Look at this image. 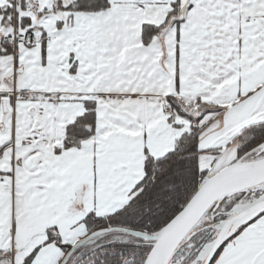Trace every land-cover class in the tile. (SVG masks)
Masks as SVG:
<instances>
[{
  "label": "snow or ice",
  "instance_id": "snow-or-ice-1",
  "mask_svg": "<svg viewBox=\"0 0 264 264\" xmlns=\"http://www.w3.org/2000/svg\"><path fill=\"white\" fill-rule=\"evenodd\" d=\"M0 264H264V0H0Z\"/></svg>",
  "mask_w": 264,
  "mask_h": 264
}]
</instances>
